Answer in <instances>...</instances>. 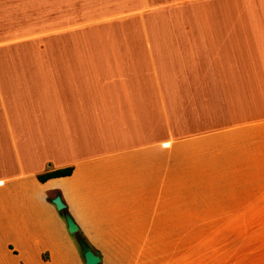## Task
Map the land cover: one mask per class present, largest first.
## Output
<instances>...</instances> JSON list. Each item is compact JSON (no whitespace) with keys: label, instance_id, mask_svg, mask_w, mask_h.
<instances>
[{"label":"crops","instance_id":"0c3cea01","mask_svg":"<svg viewBox=\"0 0 264 264\" xmlns=\"http://www.w3.org/2000/svg\"><path fill=\"white\" fill-rule=\"evenodd\" d=\"M0 23V264H84L77 237L100 264H264V0H0Z\"/></svg>","mask_w":264,"mask_h":264},{"label":"water","instance_id":"95a60500","mask_svg":"<svg viewBox=\"0 0 264 264\" xmlns=\"http://www.w3.org/2000/svg\"><path fill=\"white\" fill-rule=\"evenodd\" d=\"M51 202L58 211L60 212L64 211L65 205L62 202L60 196H55L51 200ZM63 218L66 223L69 234L76 235L78 231V227L71 218V216H69V214L64 212ZM76 242L83 257L84 264H100L101 258L92 251V249L89 247V245L83 238L77 237Z\"/></svg>","mask_w":264,"mask_h":264},{"label":"rangeland","instance_id":"374dc122","mask_svg":"<svg viewBox=\"0 0 264 264\" xmlns=\"http://www.w3.org/2000/svg\"><path fill=\"white\" fill-rule=\"evenodd\" d=\"M32 26H34V25L32 24ZM18 28H19L18 23L17 24H2V23H0V43L7 41L8 42L7 45H8L9 43L18 41V39H19ZM9 30H12V31L16 30L17 35L14 32L12 34L8 35L7 32ZM1 264H4V263H1Z\"/></svg>","mask_w":264,"mask_h":264},{"label":"trees","instance_id":"16d2710c","mask_svg":"<svg viewBox=\"0 0 264 264\" xmlns=\"http://www.w3.org/2000/svg\"><path fill=\"white\" fill-rule=\"evenodd\" d=\"M70 174H71V169L69 168V169H64V170L48 172V173L39 175L37 178L39 182L43 183L47 181L48 179L69 176Z\"/></svg>","mask_w":264,"mask_h":264}]
</instances>
